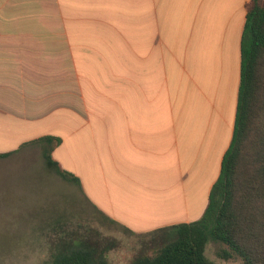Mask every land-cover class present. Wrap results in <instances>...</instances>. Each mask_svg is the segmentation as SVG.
I'll return each instance as SVG.
<instances>
[{"label": "crops", "instance_id": "1", "mask_svg": "<svg viewBox=\"0 0 264 264\" xmlns=\"http://www.w3.org/2000/svg\"><path fill=\"white\" fill-rule=\"evenodd\" d=\"M251 1L0 0V154L60 138L55 160L126 230L200 220L233 140Z\"/></svg>", "mask_w": 264, "mask_h": 264}, {"label": "trees", "instance_id": "2", "mask_svg": "<svg viewBox=\"0 0 264 264\" xmlns=\"http://www.w3.org/2000/svg\"><path fill=\"white\" fill-rule=\"evenodd\" d=\"M61 142L45 136L28 144L40 145L47 168L81 187L53 156ZM149 234L159 235L157 251L131 264H216L206 256L211 241L229 249L222 251L226 259L236 255L243 264H264V0H252L247 7L235 131L205 213L198 221ZM48 264H110V259L98 241L75 239Z\"/></svg>", "mask_w": 264, "mask_h": 264}, {"label": "rangeland", "instance_id": "3", "mask_svg": "<svg viewBox=\"0 0 264 264\" xmlns=\"http://www.w3.org/2000/svg\"><path fill=\"white\" fill-rule=\"evenodd\" d=\"M21 16L12 18L23 20ZM39 16L25 15L24 20ZM24 149L0 159V264H48L75 239L98 241L110 264H131L137 256L157 251L158 234L130 233L91 207L77 186L47 168L40 145ZM223 250L229 251L211 241L206 256L216 264H243L236 255L224 258Z\"/></svg>", "mask_w": 264, "mask_h": 264}]
</instances>
